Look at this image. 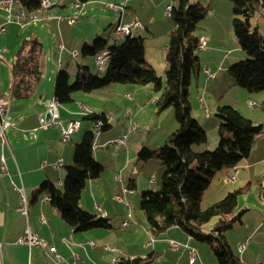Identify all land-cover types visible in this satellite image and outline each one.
Masks as SVG:
<instances>
[{"label":"rangeland","instance_id":"obj_1","mask_svg":"<svg viewBox=\"0 0 264 264\" xmlns=\"http://www.w3.org/2000/svg\"><path fill=\"white\" fill-rule=\"evenodd\" d=\"M75 1L76 0H64L59 7H54L48 11L49 16H56L58 19L66 18V21L33 23L26 29H22L13 24L8 26V34L0 36V51L2 52V50H5V53L0 54L1 80L4 83L3 87L6 90H4L6 92L5 100L8 105V119L11 122L14 120L18 122L19 119L24 116L27 119L31 118L32 120L34 115L45 116L47 114L48 111L46 106L41 108L37 107V105L39 103L41 93H45L49 96L46 103L54 97L56 77L61 70L59 61H61L63 65L62 70L69 72L72 76L73 84L76 82V74L79 64H85V66L90 68V73L92 75L101 79L105 78L108 74V68L103 74H101L98 69L96 57H84L83 50L86 46L92 48L96 39L99 37L108 40L110 46L122 45L124 40H117L114 35V28L120 23L133 25L135 22H140L142 24L143 28L134 30L133 36L145 39L147 63L156 70L158 77L163 81L164 89L166 88V69L168 65L166 61L167 53L165 52V49L169 42V36L174 30V23L168 14V7L176 6V1L138 0L128 5L129 0H89L85 3L82 10L74 8L73 5ZM198 2L202 3L206 8H209L210 13L200 23L196 32L197 36L200 37L203 34H208L210 35L209 38H214L219 41L222 39L225 45L221 44V46L225 53L235 50L242 54L243 59L235 61L236 63L250 60V57L240 48L233 31L232 3L229 0H191V4ZM111 4L120 7V11L117 12L109 9L108 5ZM122 9L124 10L123 15ZM215 11L216 14H214ZM0 13L3 14L2 11H0ZM55 13L59 14V17L54 15ZM38 14L42 15V12L40 11ZM69 18H75L77 19V22L70 25L68 23ZM4 22L5 20H3V23ZM252 25L253 27H258L259 33L264 37V19L261 16H257L252 20ZM32 37H36L44 46L43 78L37 93L32 99L26 101H11L8 92V87L12 77L11 67L23 41ZM59 45L64 46L65 51L62 53H60ZM211 49L212 45L210 43L207 50L199 51L201 65L210 58L211 60L216 59V56H213L214 53L211 52ZM75 51L79 53L77 60L72 57V53ZM205 66V63H203L202 67ZM229 69H227L228 78H224V80L222 78L220 84H213V88L208 91L206 89V85H208V83L203 76H201V85H199V87H197V80H194L190 87L193 117L202 114L206 118L207 115L205 111L209 110L210 116H208V119L211 120V123H217L216 125H218L217 128L216 126H210L208 122L205 124L206 128H208L207 136L209 143L206 149L200 146L195 147L194 150L197 153H203L205 151L214 152L219 147L221 141L219 133L222 123L216 117L218 107L214 104L213 94H216L218 102H223V106L237 108L240 113L242 112L241 114L244 117L248 116L245 115L244 109L249 102L247 101L249 98H251L252 101L255 100L257 103V107L255 109H251L249 107L252 112L257 114L264 113V109L262 107L264 102V93L250 94L247 90L235 86L234 80V85H229ZM127 94L133 96V101H129L126 98ZM161 94L162 93H154L151 85H112L106 90L97 91L92 94L76 92L74 94V103L69 105H59V111H62L64 109L76 108V105L83 104L87 107L94 108L99 112H105L108 116L114 117V121H112L113 128L109 131L101 132L103 137L100 138V140L99 138L96 139V144L107 143L102 146V149L105 146L106 148L99 150L98 152L96 151L97 154L99 153V161H97L104 167L105 171L100 179L92 181L94 183H99L95 186L97 194L102 197V201L98 202L99 205L102 206L101 204L105 195L102 190V180H104V183L107 185L113 183V186H115L117 183L114 180L115 177L118 176L122 179L121 181L125 184L126 188L129 187V182L131 180H134L137 186L134 190H128V195H125L124 197L125 202L129 203L131 209L127 208L125 204L114 200L115 194L112 197H109L110 201L108 200L107 202L111 208H113L114 205H117L119 207H124L127 211L126 215L118 214L115 217L114 215H111L109 221L113 226V230L96 229L85 233L75 234L76 236L84 237L81 243H78L77 241L74 242L71 237L70 239H64V241H62L63 247H66L69 252L72 251L71 249H74L76 251H83L84 253V261H75L74 259L71 264H90L88 252L91 247V242L97 244L96 250L98 255H96L93 251L95 259L99 258V260L110 264L112 263V255L110 257V253L105 250L106 247L115 248L122 252L136 251L137 254L139 253L138 257L142 258V242L147 229L150 231L149 222L140 208L142 194L147 191L159 192L161 190L165 168L162 166V162L158 159H154L145 164L139 162L138 155L140 150L137 151L135 148L132 150L133 158L131 166L126 169V172H122L121 169L118 170L117 167L121 163L123 164L125 159L126 161L128 160L127 152L129 150L130 143L133 146L135 144H139L140 146L142 145L141 147L146 146L153 151H158L166 144L167 137H164V135L167 134V132H171L170 134H172L178 129L179 125L176 121L174 109L171 108L163 114L158 113L156 100H158L157 98H159ZM201 96L205 99L206 104L203 103L204 105L198 100ZM137 102L140 104L136 105ZM83 114H85V112H83ZM126 115L128 117H125ZM37 119L40 127V119ZM78 120L80 122L81 129L78 134L76 133L72 136V140L69 143H64L62 139L56 137V140L59 141L58 143L61 147H63V150L67 147H71L75 152L76 144L83 141L86 133L93 131L94 125L92 122L83 120L82 117H79ZM130 121L139 124V130L129 133L128 129ZM60 130V127L52 126L49 129H40L37 133L31 131L29 134H24V136L15 134L20 140L16 147H18V152L21 151L18 153V156L19 159H21V163L22 160L24 161L23 166L33 168L35 160L39 158L40 155H44L46 153L47 150H40L38 146H35L39 141L38 138L40 134L43 131L59 133ZM12 131L13 129L7 130L8 137H10ZM18 132L19 131L17 130V133ZM122 132L128 134V140L126 143L129 144H127L126 147L121 148L110 146L109 144L115 141L118 135ZM108 134L114 136V139L105 140L104 137ZM213 136L217 139V142L211 146ZM261 145H264V134L258 140L253 149L254 151L252 152L253 156L256 155V158L263 160L264 154L261 152L255 154ZM6 148H8V146ZM74 152L71 164L68 166H71L74 163ZM15 155L17 156L16 151ZM45 160L46 157L44 158L43 163ZM247 160L243 161L237 167L239 174L247 176L245 179L246 182L244 183L243 180L240 181V183H230L228 176L226 175L228 171L230 172V170L218 172L215 175L211 186L205 191L201 202V209L207 210L214 204L221 202L229 192L244 188L249 184V180H253V182H251L250 190L241 195L238 200L236 214L242 212L244 213L242 223L235 224V226L226 233V237L233 251L242 259L244 264H264V164L263 166L261 165L254 168L253 175L255 177L250 178V171L245 167ZM127 162L130 163V161ZM59 173V176L62 175L64 180L66 178V167L61 169ZM153 180L154 183H152ZM43 182L44 181L36 185L37 191ZM89 190L90 186L87 184L82 197L84 200L86 199V193ZM28 204L30 207L29 202ZM128 214H131L132 219L130 221L129 228L125 229L122 228V223L124 220L127 221ZM61 221L63 220L61 219ZM62 223L68 227L64 221ZM29 227L28 229H30ZM91 233H103L105 235H109L105 239L108 243L103 240L100 242L96 239H90L89 235ZM26 236L27 232L23 238ZM20 239L16 240L14 243L15 245H13L14 247L6 251L8 264H66L63 257L67 259L69 258V255H64L62 253L60 255L55 252L53 250V245H51L52 243L50 244L44 239L43 240L49 244L47 251H44L40 247H34L30 250L28 245L19 243ZM198 243H201L207 249L210 255H212L215 264H218L209 245L202 242ZM3 244L4 242H2L1 245L3 246ZM239 245H247V248L243 253L238 252ZM151 248L144 252L145 255H148L151 252ZM90 250H94V248H90ZM182 251H184L183 247L179 250H174L171 247L168 250H162V254L155 264H176L178 257L183 253ZM57 256H59V258H57ZM74 256L80 255L73 254V257ZM3 257L4 255L2 256L0 249L1 264H3ZM181 264H188V259L185 258L181 260Z\"/></svg>","mask_w":264,"mask_h":264},{"label":"trees","instance_id":"obj_2","mask_svg":"<svg viewBox=\"0 0 264 264\" xmlns=\"http://www.w3.org/2000/svg\"><path fill=\"white\" fill-rule=\"evenodd\" d=\"M82 1L85 4L89 0ZM174 1L177 5L171 7L170 13L174 30L167 45L165 89L156 70L147 63L144 38L132 35L122 45L110 46L108 40L99 37L92 48H84L83 55L97 58L103 52H110L112 59L107 76L101 79L92 75L85 64H79L73 84L72 76L62 67L56 77L53 98L59 105H69L75 102L76 92L92 94L112 85L129 84L151 85L154 93H162L156 100L158 113L174 109L179 127L158 151L148 147L139 151V162L145 164L158 159L165 168L161 190L142 194L140 208L149 222L150 231L157 238L173 228H179L195 241L208 244L218 264H244L233 251L226 233L235 224L242 223L244 213L236 214L238 200L250 190L251 183L229 192L221 202L207 210L201 209V202L218 172L230 170L232 173L250 157L264 134V125L244 117L234 107L220 106L216 113L222 123L219 147L214 152L197 153L194 150L197 146L206 149L209 143L207 132L193 117L190 87L194 80L199 81L203 71L199 57L200 37L196 32L210 9L200 2ZM229 1L233 7L234 34L242 51L250 57V60L232 65L229 74L235 86L250 94L264 93V37L258 27L252 25L257 16L264 19V0ZM20 2L29 14L41 11V0ZM43 51L44 46L36 37L21 44L11 67V101L30 100L37 93L43 78ZM262 107L264 109V102ZM109 118L105 112L89 110L83 120L92 122L94 128L102 122V132H106L113 128ZM94 128L85 134L81 143L76 144L74 163L66 167L62 186L59 188L51 181H45L30 202L36 205L41 198H49L51 206L75 234L96 229L113 230L107 217L91 214L81 207L87 184L100 179L105 171L94 155ZM129 183V190L136 189L134 180ZM159 257L160 253L151 251L144 258L121 257L118 264H155Z\"/></svg>","mask_w":264,"mask_h":264},{"label":"crops","instance_id":"obj_3","mask_svg":"<svg viewBox=\"0 0 264 264\" xmlns=\"http://www.w3.org/2000/svg\"><path fill=\"white\" fill-rule=\"evenodd\" d=\"M51 1L53 2V5H54L52 8L59 7L61 5V3L64 2V0H51ZM135 1H138V0H129L128 5L134 3ZM123 14H124V12L122 13V15ZM214 14H216V11L214 12ZM54 15H57V17H59V14L55 13ZM50 17H52V19L49 22H54V21L58 22V18H56V16L51 15ZM3 20H4L3 14L0 13V25L3 24ZM49 22H47V23H49ZM120 24H122V23H120ZM209 36L210 35H208V34H203L200 36V38H202V37H208L209 38ZM210 43L212 45L211 52L214 53L213 56H216V59L211 60V58H210L209 60H206V62H203V63H205L206 66L203 67V71L201 73V76H203L208 83V85H206L207 91L209 89L213 88V84L214 85H217L218 83L220 84L222 78H223V80H224V78L225 79L228 78L227 77V69H229V67H231V65L236 63L235 61H237L239 59H243V56L239 51L234 50L232 52L229 51V52L225 53L222 50V46H221V44H224L222 39L219 41V40L214 39V38H209L208 46L205 50L208 49ZM218 45H220V46H218ZM145 49H146V46H145ZM165 52L167 53V46H166ZM3 53H5V50H2V52L0 51V54H3ZM146 59H147V52H146ZM203 63H202V65H203ZM205 71H209V73L212 74L213 77L208 78L207 75L205 74ZM199 85H201V77H200L199 81H197V87H199ZM229 85H231V86L234 85L233 79H231L230 76H229ZM3 86H4V83L1 80V70H0V98L6 99V92H5L6 90ZM11 88H12V77H11V82H10L9 87H8L9 95H11ZM145 90H148V89H145ZM127 95H130V94H127ZM45 96H48V95H46L45 93L44 94L41 93L37 107H40V104L42 103V100L44 99ZM213 97H214L213 98L214 104L216 105V107L223 106V102H218V100L216 99V94H213ZM198 100L201 104H203L201 100H203L204 104H206L203 96L199 97ZM247 101H252V99L249 98ZM253 101L256 102L255 100H253ZM248 103L244 109L245 115H248L246 117L251 119L256 124L263 125L264 113L263 114H257L255 112H252V110L249 108ZM138 104H140V103L137 102L136 105H138ZM45 106H46V103H45ZM7 107H8V105H7ZM83 107L87 108L88 111L90 110L91 112L93 111V112H97V113H102V112L97 111L94 108H90V107H87L83 104H80V105H76V108L64 109V110L60 111L61 121H63L65 125H67L70 121H79L78 120L79 117L83 118L86 114V113L83 114V112H84ZM43 117H44L43 115H39V116L34 115L33 119L31 120V118L27 119L24 116L21 119H19L18 122L16 120H14L13 123L16 124V128H14L15 130L13 129L10 137L7 136L8 144L5 145L4 147H2V142L0 140V169H1V166L3 164L2 159H4L5 167L7 169L6 175L4 177H0V249H1L2 256L4 255L3 264H8L6 251L8 249L14 247L13 245H15L14 243L16 242V240L23 238L25 236V233L27 232V229L29 226H30L29 227L30 230L35 235H37L41 239L48 241V243H50V244L52 243L51 245H53V250H55L58 254L61 255V253H62L64 255H69L70 259L69 258L67 259V258L62 256L64 258L66 264L67 263L71 264V262H73V260L75 259V256L73 257V254H79L80 256H78L79 257L78 260L84 261L83 251L81 252V251H76L74 249H71L72 251L69 252L68 249L66 247H63V244H62V241H64V239H70V237L73 239L74 242L77 241L78 243H81V241L83 240L84 237L76 236L75 233L69 227H66L64 225V223H62L63 221H61L57 210L51 206L50 202L46 199V197L41 198V200H39L38 204H36V205L30 204L28 221L25 218V216L19 212V208L21 207L22 201H21L20 195L17 193L15 188H22V187L24 188L25 196H26L27 202H29V203L31 202V198H32L33 194H35L37 192V190H36L37 186L36 185L38 183H41L42 181H44V182L45 181H51L57 187L60 188L61 183L63 184L64 180L62 178V175L59 176V174H60L59 172L64 167H67L68 165H70L72 158H73V152H74L73 149L71 147H67L63 150V147H61V145L58 143L59 141L56 140V137H59L61 139V130L59 133L58 132L51 133L48 131H43L40 134V136L38 138L39 141L36 143L35 146H38L40 148V150L41 149L47 150L46 153L44 155H40L39 158H37L35 160L33 168H28L26 166H23L24 161L22 160V163H21V159H19V156H18V153L21 151L18 152V149H17L18 147H16V145L20 142V140L18 139L17 135H15V134H18L20 136H24V134H29L31 131H35L36 129H38L37 130V132H38L40 129H39V123H38L37 118L41 119ZM194 118L196 120H198V122L203 126V128L206 130V132L208 131V128H206V126H205V124H207V122L209 123L210 126H216L218 128V125H216L217 123L216 124H214L213 122L211 123V120L208 119V116L206 117L207 118L206 119L202 114H200L199 116L196 115ZM47 129H49V128H47ZM80 129H81V126H80ZM80 129L76 132L77 134L80 131ZM17 130L19 131L18 133H17ZM213 131H214V129H213ZM170 133L171 132H167V134H165L164 137L168 138ZM124 134H125V132L124 133L122 132L121 134L118 135L117 138H119L120 136H122ZM79 137H80V135H79ZM102 137H103V134L102 135L100 134L99 140ZM104 139L105 140H110V139L112 140V139H114V136H111L108 134L107 136L104 137ZM216 142H217V139L213 136V138L211 140V146H213ZM106 144L98 143L95 145L94 155H95L96 160L99 161V158H98L99 153L97 154L96 151L98 152L99 150H103L104 148L102 149V146H104ZM127 144H129V143H126V145L124 147H126ZM136 145H137V149H136ZM7 146H8V148H6ZM141 146L139 144H135L134 146L131 143L129 144V150L127 152V159H128L127 161H130V163L127 162L126 159H125V162L123 160L124 163L123 164L121 163L122 165L120 164L117 167L118 170L121 169L122 172H126V169L131 166V161L133 158L132 157V153H133L132 150H134V148H135V150L139 151V150H141L140 148L146 147V146H143V147H141ZM261 146H262V149H261ZM261 146L257 149L258 151L255 154H258L260 152L262 154H264V145H261ZM15 151L17 153V156L15 155ZM255 156L256 155L253 156L251 153V155H250V157L247 160V163L245 165V167L247 169H249V171H250V175H249L250 178L255 177L253 175V169L256 167H259L261 165L263 166V164H264V159L260 160V159L256 158ZM45 157H46V160L43 163V160ZM61 159L63 160V164H64L63 168L57 169L56 165L59 162V160H61ZM230 173H231V171L227 172L226 175L228 176ZM246 177H247L246 175H242V174L238 173L236 182L240 183V181L244 180V183H245ZM121 180L122 179H120V181H117L116 177H115L114 181L117 183V185H115V186H113V183L112 184L110 183L109 185H107L104 183L105 182L104 180L101 181V184L103 186L102 190L105 193L104 198H103V202L101 204L102 206H100L98 203L99 201H102V197H100L97 194L96 189H95V186H97L99 183H94V182L90 181V183H88L90 186V190L87 191V193H86V199H85L86 201L83 198L81 200L82 209L87 210V212L89 211V213L96 215L97 210H96L95 206L97 205V206L101 207L102 210L106 213V217L108 220H110L111 215H114V217L117 216L118 214L126 215L127 211L124 207H121V206L119 207L117 205H114V207L111 208V206L108 205V202H107L108 200L110 201L109 197H112L114 194H115V198H114V200H115L116 197L122 193L121 192L122 190H124V189L129 190V188H126L125 184H123V182ZM251 182H253V180H249V183H251ZM125 195H128V193ZM130 209H131V207H130ZM41 216H44L45 221H46L45 224L41 223V221H40ZM124 222H125V220L123 221V223ZM123 223H122V225H123ZM108 236L109 235H105L103 233H91L89 235V238L90 239H96L100 242H102V240H103L104 242L108 243V241L105 240ZM150 239H151V241H152V239L157 240L153 244L152 248L149 247V243L151 242ZM171 241L178 243L181 247L184 248V251H182L183 253L178 257L176 264H181V260H183L185 258L188 259V264H190L189 258H190V250L191 249H194L197 252V260L194 264H215V261L212 258V255H210V253L207 251V249L201 243H198L197 241H195L194 239L189 237L186 233H184L179 228H173V229L169 230L167 233L157 237V239L153 236L152 232H150L147 229V231L145 232L143 242H142L143 243L142 244L143 250L141 252V255H142L141 257L144 258L146 256L144 252L150 248L152 249L151 251H155L156 253H160V255H161L162 250L170 249V247H171L170 242ZM2 242H4L3 246L1 245ZM91 243H94V242H91ZM239 246H238V252H239ZM90 248H94V250H90ZM90 248H89V252L87 250V252L89 253L88 257H89L90 264H110V263L104 262L102 260H99V258H97L98 260L95 259V256L93 255V251L95 252L96 255H98L97 250H96L97 244H95L94 247L91 246ZM31 249L32 248H30V250ZM119 252L123 253V257L136 258L139 255V253L137 254L136 251H133V252L119 251ZM111 255H112V257H111ZM115 256L116 255L110 253L111 261L113 260V258ZM244 260H245V258H244Z\"/></svg>","mask_w":264,"mask_h":264},{"label":"built area","instance_id":"obj_4","mask_svg":"<svg viewBox=\"0 0 264 264\" xmlns=\"http://www.w3.org/2000/svg\"><path fill=\"white\" fill-rule=\"evenodd\" d=\"M41 3H45V7H46V14L44 16V18L42 20H30V14L24 9L23 5L21 4L20 0H0V11L3 12V16H4V20L5 22L3 24L0 25V36L1 35H5L8 34L9 30H8V26L9 25H17L22 29H26L28 28L31 24L33 23H47L49 22L52 17H50L48 15V11L52 9L53 2L51 0H41ZM84 3L82 0H76L74 2V8L77 10H81L84 7ZM108 8L114 11H120V7L116 6V5H108ZM124 12V10L122 9V13ZM171 13V7H168V14L170 15ZM264 13V12H263ZM66 18H59L58 21L59 22H63L66 21ZM77 22V19L75 18H69L68 19V23L70 25H73ZM143 26L140 22H135L133 25H127V24H120V31H118L117 35L115 36L117 40H125L127 37H130L133 35L134 30L137 29H142ZM208 42H209V38L208 37H202L200 38L199 41V49L200 50H205L208 46ZM59 50L60 53H62L64 51V46L63 45H59ZM76 52V51H75ZM75 52L72 53V55L75 54ZM105 52H103L102 54L97 56V60L99 61V68H100V64L103 62V55ZM205 74L207 75L208 78H212L213 75L209 73V71H205ZM126 98L129 101H133V97L132 96H126ZM202 103H204L203 100H201ZM0 102H4V110H0V113L5 114V119H6V126L5 127H0V139L2 142V147H4L5 145L8 144V139H7V130L9 129H14L16 128V124L11 122L8 119V107H7V103L5 101L4 98H0ZM249 107L251 109H255L257 107V103L254 101H249ZM46 107H47V114L40 119V127L39 129H44V128H51L52 126H56V127H60L61 129V139L64 143H69L72 140V136L79 130L80 128V122L79 121H70L67 125L64 124L63 121H60L61 119H57L56 118V114L52 113V108H48V102L46 103ZM87 112H89L87 110ZM207 112V110L205 111ZM49 114L50 118L47 119V115ZM209 116V114H208ZM112 116L109 118V121L111 122ZM103 124L102 122H99L95 125V129H96V139L99 138L102 129H103ZM139 124L134 123L133 121H130V126H129V133L130 132H134L139 130ZM38 129H36L34 132H37ZM128 139V134H124L122 136H120L119 138H117V148H121L124 147L126 145ZM3 160V164L1 166L0 169V177H4L7 173V169L5 167V163H4V159ZM63 160H59V162L57 163L56 166H62L63 168ZM237 174L238 171L237 169L233 170V172L231 173L229 179V182L231 183L233 180H237ZM116 180L120 181V177L116 176ZM154 182V180L152 181ZM17 193L20 195L21 197V201H22V206L21 208H19V212L24 215L27 219L29 218V213L26 211V196H25V190L24 188H15ZM128 193V189H124L122 191V194L118 195L116 197V201L122 204H125L127 206V208H130V205L128 202H125V194ZM49 201V198H46ZM98 215L99 214H106L101 207L99 206H95ZM132 219L131 214L128 215V219L127 221H125V229L129 228L130 226V221ZM41 223L45 224V218L44 216H41ZM19 243L21 244H26L28 245L30 248H34V247H40L42 248L44 251H47L49 248V244L47 242H45L43 239H40L37 235H35L30 229L27 230V236L23 239L19 240ZM94 243H91V246L94 247ZM171 248L174 250H179L181 248V246L174 242L171 241L170 242ZM153 243L150 242L149 243V247H152ZM187 248V247H186ZM247 248V245H240L239 246V252H244ZM105 250L108 253L111 254H116V256L113 258L112 263L111 264H118L120 257H123V253L119 252L117 249L115 248H111V247H106ZM55 251V250H54ZM56 252V251H55ZM57 258H59V256H57ZM79 259L78 256H75V261H77ZM197 260V252L194 249L190 250V258H189V263L190 264H194ZM76 264V263H75Z\"/></svg>","mask_w":264,"mask_h":264},{"label":"bare ground","instance_id":"obj_5","mask_svg":"<svg viewBox=\"0 0 264 264\" xmlns=\"http://www.w3.org/2000/svg\"><path fill=\"white\" fill-rule=\"evenodd\" d=\"M171 7V6H169ZM41 12H42V15H39V14H30V20H42L46 14V7H45V3H41ZM118 31H120V25H118L117 27L114 28V35L116 36ZM134 33V32H133ZM72 57L77 60L78 57H79V53L78 52H75L74 55H72ZM111 59H112V55L110 54V52H105L104 55H103V62L100 64V68H99V61L97 60V65H98V69H99V72L101 74H103L105 72V70L109 67L110 63H111ZM59 66H60V69L62 68V63L61 61H59ZM126 96H132V95H126ZM48 108H52V113L56 114V118L57 119H61L60 118V111H59V103L58 101L55 99V98H52L51 100L48 101ZM0 110H4V102H0ZM87 108H84L83 107V111L85 113H88L87 112ZM210 116V111L207 110L206 112V115ZM125 117H128L127 115ZM112 121H114V117L112 116V119H111V123ZM6 126V119H5V114L3 113H0V127H5ZM80 129V128H79ZM94 135H95V138H96V129L94 128ZM110 146H114L116 147L117 146V139L113 142H111L109 144ZM106 148V146L104 147ZM57 169H61L62 166H56ZM237 169V168H236ZM237 180H233L231 183H234L236 182ZM154 183V182H152ZM61 186H62V183H61ZM264 186V184H263ZM264 190V189H263ZM26 211L29 213V204L27 202V199H26ZM99 216H101L102 218H105L106 217V214H99ZM41 221V219H40ZM122 228H125V222L123 223L122 225ZM155 239H152V243L154 244L155 243ZM93 247V246H92ZM1 264V262H0Z\"/></svg>","mask_w":264,"mask_h":264},{"label":"water","instance_id":"obj_6","mask_svg":"<svg viewBox=\"0 0 264 264\" xmlns=\"http://www.w3.org/2000/svg\"><path fill=\"white\" fill-rule=\"evenodd\" d=\"M49 99V97L48 96H45L44 97V99L42 100V103L40 104V107L41 108H44L45 107V103H46V101ZM50 118V116H49V114L47 115V119H49Z\"/></svg>","mask_w":264,"mask_h":264}]
</instances>
